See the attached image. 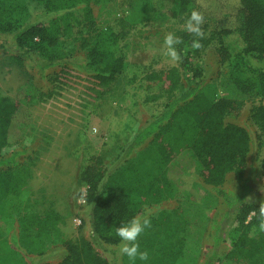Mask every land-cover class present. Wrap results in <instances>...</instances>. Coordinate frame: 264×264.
Segmentation results:
<instances>
[{
  "label": "trees",
  "instance_id": "16d2710c",
  "mask_svg": "<svg viewBox=\"0 0 264 264\" xmlns=\"http://www.w3.org/2000/svg\"><path fill=\"white\" fill-rule=\"evenodd\" d=\"M111 1L0 0V33L11 35L17 48L11 62L28 76L15 98L0 91V230L11 231L13 227L4 201L13 196L21 203L20 232L9 239L0 238V264H130L126 257L121 263L105 255L116 253L118 248L115 229L133 216L144 215L146 206L180 196L215 211L203 223L210 248L201 264H264V231L258 228L260 202L245 201L255 192L251 176L245 173L253 137L243 125L226 121L228 116H239L247 101H258L252 107L251 119L264 136V63L252 62L264 61V0H138L131 3L132 14L96 29L92 5L106 7ZM30 2L44 7V15L34 18ZM80 4L89 16L84 20L88 36L81 38L85 58L73 57L62 38L71 27L67 13ZM193 10L215 26L209 36L197 37L186 29L177 32L181 42L175 47L181 66L196 78L202 77L200 59L205 48L217 41L220 62L229 65L223 94H219L218 85L202 79L182 87L177 66L147 74L146 101L166 97L164 108L140 126L110 165L101 154L91 156L79 176L85 188L81 196L91 207L89 232L77 239L66 238L63 215L54 206L42 210L31 203L33 163L22 160L21 150L8 155L3 150L26 132L31 105L58 98L75 87V70L85 73L94 89L109 87L126 67L121 41L134 26L169 15L188 19ZM197 39L201 46L193 48ZM27 62L38 68L46 87L32 81ZM184 152L191 153L198 163L191 188H182L180 179L170 177L171 165ZM261 167L264 170V158ZM231 172L240 181L236 192L225 187ZM220 205H225L223 214ZM232 213L237 237L222 253L223 222ZM82 223L85 226L87 221ZM155 226L160 230L146 233L148 238L143 240L160 255L154 264H198L199 257L192 258L186 252L192 230L180 208L151 218L150 228ZM51 239L62 246L63 255L57 263L43 259ZM15 246L31 260L17 263L9 259Z\"/></svg>",
  "mask_w": 264,
  "mask_h": 264
},
{
  "label": "rangeland",
  "instance_id": "374dc122",
  "mask_svg": "<svg viewBox=\"0 0 264 264\" xmlns=\"http://www.w3.org/2000/svg\"><path fill=\"white\" fill-rule=\"evenodd\" d=\"M135 1L138 0H113L106 7L93 4L94 26L96 29L105 28L115 24L118 18L132 14L131 3ZM29 7L34 18L45 13V8L35 2H30ZM67 14L71 27L62 34V38L65 39L69 53L73 57L85 58L86 51L81 46V38L88 36L85 24L87 20H84L89 16L86 15L84 4L78 5ZM48 20L46 17L45 22ZM187 21L188 19L169 15L164 20H148L134 26L121 41L126 67L109 87L94 89L87 75L75 70V87L58 98L31 105L28 111L30 125L26 132L14 138L12 144L3 150L4 155L21 150L22 160L33 163V177L29 184L31 203L42 210L54 206L64 217L62 231L66 238L77 239L81 235H88L89 232L91 207L82 201L81 193L85 188L80 183L79 176L89 164L91 156L101 154L110 165L121 154L122 148L128 144L140 126L164 108L166 97L153 102L146 101L147 74L177 66L181 72L182 87L202 79L204 83L218 85L219 94H223V78L229 70V65L220 62L217 41H212L203 52L200 59L203 76L200 78H196L192 72L181 66V57L177 49L179 60L172 61L167 55L165 36L173 33L177 37L178 31L186 29ZM214 26L212 20L204 19L201 25L203 36H209ZM16 51L11 35L0 33V91L13 98L19 94L20 87L28 81V76L11 62L10 57ZM252 62L260 65L264 63L256 60ZM26 64L32 81L38 86L46 87L47 82L41 77L38 68L28 65L29 62ZM257 103L258 101H247L239 116H228L226 121L243 125L252 134V149L247 157L248 166L245 173L251 176L255 192L246 197L248 199L245 201L255 200L261 203L264 201V170L261 167V160L264 158V136L259 135L260 132L251 119L252 107ZM197 166L195 157L189 152H184L171 165L170 177L180 179L182 188H191V179L197 173ZM225 187L230 192L239 189L240 181L235 173L228 174ZM181 198V196L168 198L146 206L145 214L150 218H156L160 212H173L180 208L192 230L186 252L191 254L192 258L199 257L198 264H201L210 248L203 223L206 222V218H211L215 211L212 208L193 205L185 198ZM20 204L13 196L4 201V209L12 214L13 227L11 231L0 230V238L9 239L11 234H19ZM224 206H219L220 214L226 211ZM78 220L87 223L84 226L82 222L78 223ZM223 226L224 243L221 252L225 253L232 247L237 237L234 213L225 219ZM158 230L160 226L149 227L140 238L141 249L147 250L150 254L148 263L154 264L160 255L151 251L143 240L148 238L146 233ZM49 242L43 259L45 262L57 263L63 255L62 246L53 239ZM110 253L106 252V257L118 258L121 263L123 262L122 257ZM219 256L223 257L222 254ZM9 259L23 263L29 262L31 256L26 258L15 246ZM126 262H129L128 259Z\"/></svg>",
  "mask_w": 264,
  "mask_h": 264
},
{
  "label": "clouds",
  "instance_id": "9594fccd",
  "mask_svg": "<svg viewBox=\"0 0 264 264\" xmlns=\"http://www.w3.org/2000/svg\"><path fill=\"white\" fill-rule=\"evenodd\" d=\"M203 23V15L199 11L193 10L186 23V31L193 33L197 37H202L201 25ZM180 42V39L173 33H168L165 36L164 43L167 45V55L172 61H177L180 58L175 48V45ZM200 46L198 39L193 40V48H199ZM258 209V228L260 231H264V201H261ZM150 226L151 218L149 215L144 214L133 216L117 227L115 229V234L119 238V244L116 250L117 256L126 257L130 264H136L137 261L148 264L150 254L147 250L141 249L140 238Z\"/></svg>",
  "mask_w": 264,
  "mask_h": 264
},
{
  "label": "built area",
  "instance_id": "2783aa9c",
  "mask_svg": "<svg viewBox=\"0 0 264 264\" xmlns=\"http://www.w3.org/2000/svg\"><path fill=\"white\" fill-rule=\"evenodd\" d=\"M84 203H86V200L85 198L83 197V200H82ZM82 221L81 220H78V223H81Z\"/></svg>",
  "mask_w": 264,
  "mask_h": 264
}]
</instances>
